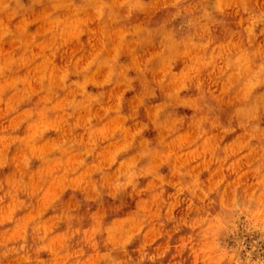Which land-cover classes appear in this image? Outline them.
Wrapping results in <instances>:
<instances>
[{"label": "rangeland", "instance_id": "obj_1", "mask_svg": "<svg viewBox=\"0 0 264 264\" xmlns=\"http://www.w3.org/2000/svg\"><path fill=\"white\" fill-rule=\"evenodd\" d=\"M0 264H264V0H0Z\"/></svg>", "mask_w": 264, "mask_h": 264}, {"label": "clouds", "instance_id": "obj_2", "mask_svg": "<svg viewBox=\"0 0 264 264\" xmlns=\"http://www.w3.org/2000/svg\"><path fill=\"white\" fill-rule=\"evenodd\" d=\"M259 230V229H258Z\"/></svg>", "mask_w": 264, "mask_h": 264}]
</instances>
